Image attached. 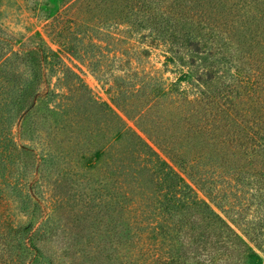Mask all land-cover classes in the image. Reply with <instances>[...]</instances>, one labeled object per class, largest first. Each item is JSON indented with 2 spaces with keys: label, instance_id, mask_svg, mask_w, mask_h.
I'll return each instance as SVG.
<instances>
[{
  "label": "rangeland",
  "instance_id": "rangeland-1",
  "mask_svg": "<svg viewBox=\"0 0 264 264\" xmlns=\"http://www.w3.org/2000/svg\"><path fill=\"white\" fill-rule=\"evenodd\" d=\"M213 3L207 28L218 33L219 52L196 57V66L217 70L218 87L232 82L238 66L240 83L246 72L256 75L251 69L263 73L264 0ZM124 4L0 0V128L12 142L0 159V264H155L179 251L158 230L168 219L163 196L176 183L135 135L162 160L168 155L147 136L186 160L218 153L215 137L194 134L193 117L185 123L191 104L169 93L187 68L166 60L169 45L144 14L136 15L140 26L127 24L136 13ZM188 83L179 90L192 100ZM220 153L247 172L261 167L247 165L238 150ZM30 234L34 248L19 249ZM182 241L181 253L198 251Z\"/></svg>",
  "mask_w": 264,
  "mask_h": 264
},
{
  "label": "trees",
  "instance_id": "trees-1",
  "mask_svg": "<svg viewBox=\"0 0 264 264\" xmlns=\"http://www.w3.org/2000/svg\"><path fill=\"white\" fill-rule=\"evenodd\" d=\"M122 1L128 10L136 13L127 24L139 23L136 15L144 14L147 27L156 32V39L169 45L166 60L174 63L178 58L187 68L171 85L169 94L176 93L178 101L191 104L189 108L194 114L186 112L185 123L189 124L192 117L199 120L198 130L193 133L198 137H204L202 132L206 136L212 134L216 154L220 156L218 159L214 153L186 160L177 157L169 143H155L147 136L154 147L168 155L162 160L143 138L135 135L142 147L156 158V168L164 169L177 186L163 196L162 211L168 219L158 230L161 234L165 232L170 242L177 241L180 248L156 259L155 264H261L264 259V95L259 97L258 92L264 91V72L251 69L256 75L248 71L240 83L236 78L243 71L238 66L232 82L222 81L218 87L216 81L221 75L218 77L217 70L196 66V57L205 54L211 57L219 52L213 45L215 41L221 42L218 33L207 28L211 27L207 19L214 20V0H170L168 5L167 0ZM172 8L178 11L177 15L171 14ZM183 81L189 82L196 92L195 99H188L184 95L186 91L179 90ZM157 97L160 95L155 94L154 99ZM1 128L0 159H3L12 142L5 139ZM223 147L238 150L239 159H246L252 167L259 164L260 169L247 172L229 163L226 157H221ZM230 154L235 156L233 151ZM176 166L181 173L175 170ZM252 207L254 213H250ZM177 210L183 211L184 216H178ZM231 212L238 221L245 222L244 229L229 217ZM184 237L188 246H197V252L181 253ZM30 245L34 248L31 234L27 244L19 243L18 248Z\"/></svg>",
  "mask_w": 264,
  "mask_h": 264
}]
</instances>
